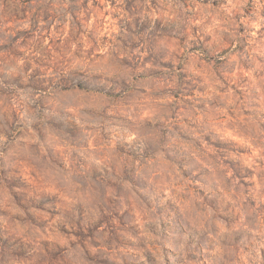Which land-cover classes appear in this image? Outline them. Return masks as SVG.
<instances>
[{
	"label": "rangeland",
	"instance_id": "374dc122",
	"mask_svg": "<svg viewBox=\"0 0 264 264\" xmlns=\"http://www.w3.org/2000/svg\"><path fill=\"white\" fill-rule=\"evenodd\" d=\"M0 264H264V0H0Z\"/></svg>",
	"mask_w": 264,
	"mask_h": 264
},
{
	"label": "trees",
	"instance_id": "16d2710c",
	"mask_svg": "<svg viewBox=\"0 0 264 264\" xmlns=\"http://www.w3.org/2000/svg\"><path fill=\"white\" fill-rule=\"evenodd\" d=\"M81 85H83V84H77V87H80V88L83 87V86H81Z\"/></svg>",
	"mask_w": 264,
	"mask_h": 264
}]
</instances>
